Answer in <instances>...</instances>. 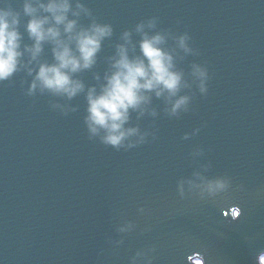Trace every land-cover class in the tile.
<instances>
[{
    "label": "water",
    "instance_id": "1",
    "mask_svg": "<svg viewBox=\"0 0 264 264\" xmlns=\"http://www.w3.org/2000/svg\"><path fill=\"white\" fill-rule=\"evenodd\" d=\"M82 2L114 30L97 66L79 74L86 85L95 83L94 72L103 75L123 31L157 17V30L191 37L199 55L178 68L187 74L192 63L207 67L208 93L194 86L191 110L179 118H168L153 99L158 117L139 125L156 139L125 152L88 138L83 95L29 97L31 78L23 72L0 84V264H131L147 249H155L152 264H262L264 0ZM13 7L19 11L20 0ZM41 59L51 62L47 47ZM51 103L77 110L65 116ZM197 148L204 156L194 161ZM208 164L204 174L228 178L229 190L182 199L177 181ZM126 222L134 230L119 233Z\"/></svg>",
    "mask_w": 264,
    "mask_h": 264
},
{
    "label": "clouds",
    "instance_id": "2",
    "mask_svg": "<svg viewBox=\"0 0 264 264\" xmlns=\"http://www.w3.org/2000/svg\"><path fill=\"white\" fill-rule=\"evenodd\" d=\"M20 2L21 9L17 11L13 0H0V84L23 72L31 78L26 91L29 97L39 94L72 101L83 95V123L90 140L98 139L106 147L127 152L148 142L149 137L156 139L154 131H142L139 125L145 117H158L153 99L163 102V113L168 118H179L191 110L194 86L201 96L208 93L207 67L192 63L187 74L178 68L187 56L199 55L189 44L191 37L187 32L177 35L157 30V17L123 31L114 54L105 58L103 75L94 72L95 83L86 85L78 76L97 66L104 42L113 37L112 25L98 22L82 0ZM82 17L89 20L87 25L80 23ZM133 33L139 37L137 41ZM25 35L30 43H25ZM46 47L51 62L41 59ZM50 107L65 116L77 110L67 103H51ZM199 131L195 129L191 135ZM183 139L189 140L190 135L185 134ZM190 155L195 161L204 156V151L197 148ZM210 166L200 165L190 178L177 181V193L182 199L186 193L201 200L215 198L229 190L228 178L209 179L204 174ZM144 211L139 209L140 213ZM134 228V224L126 222L117 231L129 233ZM109 243L119 247L123 240ZM154 251L136 252L131 264H152L150 253Z\"/></svg>",
    "mask_w": 264,
    "mask_h": 264
},
{
    "label": "rangeland",
    "instance_id": "3",
    "mask_svg": "<svg viewBox=\"0 0 264 264\" xmlns=\"http://www.w3.org/2000/svg\"><path fill=\"white\" fill-rule=\"evenodd\" d=\"M262 262L264 263V257L262 258ZM198 264H201V263H199V262H197Z\"/></svg>",
    "mask_w": 264,
    "mask_h": 264
},
{
    "label": "snow or ice",
    "instance_id": "4",
    "mask_svg": "<svg viewBox=\"0 0 264 264\" xmlns=\"http://www.w3.org/2000/svg\"><path fill=\"white\" fill-rule=\"evenodd\" d=\"M239 218V217H238Z\"/></svg>",
    "mask_w": 264,
    "mask_h": 264
}]
</instances>
